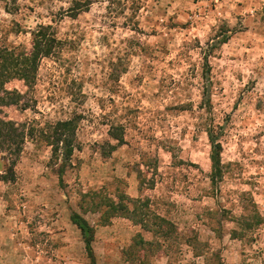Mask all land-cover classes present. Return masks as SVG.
<instances>
[{"label": "rangeland", "instance_id": "rangeland-1", "mask_svg": "<svg viewBox=\"0 0 264 264\" xmlns=\"http://www.w3.org/2000/svg\"><path fill=\"white\" fill-rule=\"evenodd\" d=\"M40 23L58 52L0 87L36 127L0 179V264H264V0H0V49L29 52ZM76 114L60 183L39 129Z\"/></svg>", "mask_w": 264, "mask_h": 264}, {"label": "trees", "instance_id": "trees-1", "mask_svg": "<svg viewBox=\"0 0 264 264\" xmlns=\"http://www.w3.org/2000/svg\"><path fill=\"white\" fill-rule=\"evenodd\" d=\"M84 4L83 6L86 8L88 4L86 2ZM84 7H79L77 10H83ZM31 36L32 43L29 52L17 51L18 47L9 50L6 48L0 49V87L4 85L5 79L14 76L23 79L28 89L33 88L42 59L51 57L58 52L61 39L57 36L52 24H38L31 31ZM21 97L22 94L17 90L0 96V155H7L9 161L6 173L0 175V179L3 181L13 179L15 174L14 168L24 149L26 140L35 134V125L27 126L25 122H18L2 115L3 105L21 104L23 108H27L29 104L21 101ZM80 116L76 114L67 119L57 120L55 123L49 125V131H46L44 127L39 129L40 138L42 134V139L52 148V155L61 156L62 162L58 168L60 183L63 182L62 176L66 171L67 162L70 161L75 149L78 148L76 131ZM208 136L212 147V166L215 173H220L222 146L219 141V133L214 129H210L208 130ZM71 220L79 228L87 253L94 260L95 255L92 245L95 234L94 226L78 212L72 213Z\"/></svg>", "mask_w": 264, "mask_h": 264}]
</instances>
